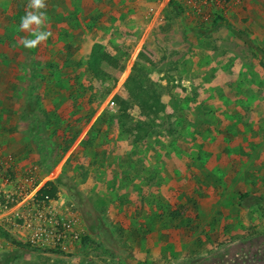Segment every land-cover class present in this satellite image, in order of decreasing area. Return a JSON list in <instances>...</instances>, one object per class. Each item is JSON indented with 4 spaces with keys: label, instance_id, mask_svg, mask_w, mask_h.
<instances>
[{
    "label": "crops",
    "instance_id": "obj_1",
    "mask_svg": "<svg viewBox=\"0 0 264 264\" xmlns=\"http://www.w3.org/2000/svg\"><path fill=\"white\" fill-rule=\"evenodd\" d=\"M28 2L0 0V147L13 154L27 145V138L20 134L27 128L22 124L23 118L27 121V115L36 117L35 103L41 97L44 107L48 102L49 108L55 105L56 114L61 111L65 120L77 119L79 133L73 146L81 165L91 159L92 153L97 154L92 160V172L100 171L101 176H88L86 183L81 184L82 191L89 192L87 187H93L90 194L109 193L110 206L119 205L120 196H131L127 204L132 210L122 216L127 219L130 230L124 232L134 253L139 247L140 257L160 263L184 257L198 260V251L205 248L207 254V249L221 242L223 254L218 259L213 254L207 256L221 264L228 254L227 233L221 231L219 235L211 229L213 224L225 226L226 220L214 216L219 210L226 211V207L235 212L245 210L238 206V197L251 193L241 192L229 202L230 189L223 183L243 178L247 172L235 161L243 163L241 148L246 138L259 139L257 122L242 113L254 114L256 110L260 124L264 119V103L248 110V98L260 92L253 91L259 85H248L249 70L244 63L238 58L231 62H190L192 57L188 55V62H156L149 74L148 63H141L140 58L142 53L151 52L147 50L146 26L141 25L140 30V26L131 24L134 26L128 27L127 39H121L115 37L121 34L116 22L113 31H109L110 20L98 19L105 13L101 12V4L106 2L108 11L114 4L112 0H46L49 19L58 21H48L47 30L52 36L29 51L19 43L27 33L17 30ZM99 23L105 28L97 26ZM183 45L182 42L178 49ZM200 49L205 51L204 45ZM196 51L193 48V54ZM221 69L223 74L218 71ZM174 71L187 86L172 93L173 88L166 91L165 86L170 84ZM98 73L104 78L99 79ZM145 74L156 77L163 87L156 82L149 84ZM53 84L59 85L55 88L60 90L59 97L65 94L66 101L76 98L78 108L74 112L79 115L69 109L62 111L54 103L57 93ZM67 84H76L77 89L72 92L70 87L59 88ZM100 84L105 99H96L91 93L101 90ZM137 88L141 89L139 96ZM149 97H155L157 105L153 106ZM243 104L247 107L243 108ZM231 112L236 113L235 118ZM238 126H242L241 135L247 137L235 139ZM93 130V148L84 150L91 143ZM118 211L115 210V219L122 218ZM107 224L111 228L113 223L109 220ZM207 227L210 235L206 234ZM213 234L219 236L218 241ZM208 238L210 245L197 247L198 242L205 243Z\"/></svg>",
    "mask_w": 264,
    "mask_h": 264
},
{
    "label": "rangeland",
    "instance_id": "obj_2",
    "mask_svg": "<svg viewBox=\"0 0 264 264\" xmlns=\"http://www.w3.org/2000/svg\"><path fill=\"white\" fill-rule=\"evenodd\" d=\"M175 1L183 11L181 15H177L169 5L170 0H112L114 4L109 7L108 11L105 10L107 3L103 2L100 8H103L101 12L105 13L98 19L110 20L109 31H113V23L116 22L117 29L121 34L115 37L121 39H127L128 27L134 26L131 24L140 26V30H143L141 25L146 26L147 50L149 49L151 52L149 55L142 53L140 58L142 59L141 63H148L149 74L156 68L154 64L156 62H188V55L192 57L190 62H202L206 59L208 62H225L226 60L231 62L238 58L239 62L244 63L245 68L249 70L246 74L250 79L248 85L252 87L259 85L253 91L260 93L250 95L251 97L247 100L248 110L251 107L259 108L264 103V64L259 63L264 62V58L257 51H264V0ZM217 16L225 19L226 24L234 30L243 32L250 40L251 47L246 46L235 37L223 22L216 25L208 35L196 32L208 31ZM49 21L57 22L58 19H49ZM105 25L108 24L105 23ZM97 26L101 29L105 28L100 23ZM181 40L184 45L178 49L177 46L182 44ZM131 42L135 44L133 41ZM203 45L205 51L200 49ZM193 48L197 50L194 54ZM60 53L63 56V45ZM159 69L161 72V68ZM169 70L170 68L167 69V72ZM256 70L259 73H255ZM218 71L223 74L224 69ZM135 73L137 75V72ZM97 76L99 79L104 78L101 73H98ZM178 76L175 71L170 75L171 82L165 86L166 91H170L172 87V93L180 92L187 86L185 79L181 77L178 79ZM144 78L148 79L149 84L156 82L163 87L156 77L145 74ZM102 83L105 84L103 81ZM101 85L98 86V89L101 90L96 93L91 92L96 99L105 97V90ZM58 86V84L52 85L54 92L57 93V98L53 100L54 103L59 104L62 111L64 108L74 112L78 108L75 96L72 101L71 99L66 101L65 94L59 97L60 90H55ZM74 86L77 85L70 84L69 86L67 84V86L61 85L59 88L63 90L65 87H70V91L74 92L73 89L76 88ZM193 96V94L190 95L191 98ZM35 104L36 117L27 115L26 119H29L27 121L23 118L22 124L27 128L20 133L27 138V145L14 150L13 154L7 153L5 148L0 147V264H219V260L207 256L213 254L218 259L219 255L223 254L221 251L223 243L221 242H218L212 249H207V254L204 253L205 248L198 251L199 255L196 257L198 260L184 257L183 259H165L160 263L140 257L137 251L139 247L135 248L136 252L134 253L133 248L128 246V234L124 232L129 229L127 219L122 216L125 213L129 214L132 210L131 206L127 204L131 196L128 194L120 196L119 205L110 206L112 196L109 193L104 192L103 196L90 194L93 187L92 189L87 187L89 192H83L81 184L86 183L88 176L96 178L101 176L100 171L92 172L95 168L92 160L97 157V154L95 153L94 156L92 153L91 159H86L85 161L88 162L81 165V158L76 156L75 146H73L79 133L77 119L72 117L69 121L65 120L66 116L61 114V111L56 114L55 105L49 108L50 102H48L44 107L41 97L36 100ZM245 107L247 105L243 104V108ZM47 109L48 113L45 112ZM251 110L253 111V109ZM51 111L53 113H50ZM257 112L254 110V114H249V111L242 113V116L249 115L254 118L255 124L257 122L259 139L246 138L245 149L241 148L242 159L240 160L243 163L235 161V164H241L242 170L247 172L244 173L243 178L241 176L224 183L222 181L223 185L230 189L227 196L229 202L247 190L264 198V119L260 124ZM74 114L79 115L75 112ZM231 114L235 118L236 113L231 112ZM241 128L242 126L236 129V140L247 137V134L241 135ZM95 134L96 132L93 130L89 138L91 143H87L84 150L89 151L90 148H93L91 144L95 139ZM228 142L225 141V143ZM90 145L91 147H89ZM252 160L257 163H253ZM257 165L259 169L256 167ZM261 166L262 169H260ZM241 171L239 170L237 175L240 176ZM5 180H8L10 184L7 185ZM42 190H52L53 193L44 195ZM96 191H99V188ZM28 192L30 193L26 195ZM12 199L13 202H11ZM48 200L54 210H63L64 205L75 206L74 215L79 221L75 230L80 237L86 235L91 237V241L86 246L76 242L77 244L68 243L69 245L63 248V245L65 246L63 240L47 242L45 245V242L29 241L33 229L26 227L25 223L34 219L35 205L42 201L48 202ZM5 207L8 209L5 210ZM116 209L119 210L118 216L121 215L122 218H114ZM226 209L224 212L217 211L214 216H217L219 220H226V225L220 227L213 224L211 229L218 232L219 235L221 231L227 233L224 235L228 237V254L225 260H221V264H264V204L239 212H235L232 207H226ZM16 213L18 217H15ZM61 215L63 216V211ZM13 219H16L14 226ZM109 220L113 223L111 228L107 224ZM132 229H138V227H132ZM1 232L7 233L8 238H4ZM206 234L210 235L208 227ZM218 238L219 236L217 241ZM11 240L26 245L19 250L20 256L14 261L10 260V254L18 248L12 244ZM209 242L208 238L205 243L198 242L196 245L205 247L210 245ZM99 245L100 247H97Z\"/></svg>",
    "mask_w": 264,
    "mask_h": 264
},
{
    "label": "built area",
    "instance_id": "obj_3",
    "mask_svg": "<svg viewBox=\"0 0 264 264\" xmlns=\"http://www.w3.org/2000/svg\"><path fill=\"white\" fill-rule=\"evenodd\" d=\"M111 106H114L113 102H110ZM6 184H10L8 180H5ZM28 192L26 195H28ZM32 199V198H31ZM14 200L12 199L11 202ZM19 203V201H17ZM51 204L47 201H42L35 205L36 212L34 219L29 220L25 223L26 227L32 228L31 236L29 241L31 242H59L63 240V248H65L68 243L79 242L80 235L75 230L78 226V218L74 215L75 206H63V210L53 209ZM22 206V204H21ZM8 208L5 207V210ZM63 211V216L61 215ZM18 217V214H15ZM10 220V219H9ZM8 220V221H9ZM16 219H13V226L15 225ZM77 228V227H76Z\"/></svg>",
    "mask_w": 264,
    "mask_h": 264
},
{
    "label": "clouds",
    "instance_id": "obj_4",
    "mask_svg": "<svg viewBox=\"0 0 264 264\" xmlns=\"http://www.w3.org/2000/svg\"><path fill=\"white\" fill-rule=\"evenodd\" d=\"M47 7L46 0H29L25 14L20 18L17 30L27 35L21 37L19 43L29 51L37 49L52 36V32L47 30Z\"/></svg>",
    "mask_w": 264,
    "mask_h": 264
},
{
    "label": "trees",
    "instance_id": "obj_5",
    "mask_svg": "<svg viewBox=\"0 0 264 264\" xmlns=\"http://www.w3.org/2000/svg\"><path fill=\"white\" fill-rule=\"evenodd\" d=\"M169 5L172 6L173 10L175 11V13L177 15H181L183 13L182 9L180 8L179 4L175 1V0H170ZM220 22L225 23V25L229 28V30L232 32V34L237 37L239 40H241L246 46L251 47V42L248 39V37L240 31L234 30L232 27H230L228 24H226V20L221 18V17H215L213 20V26L208 30V31H196L197 33H200L202 35H208L216 25H218ZM259 52V54H261V56L264 58V51L263 50H257ZM134 89H136L134 87ZM140 88H137V93L135 91V93L137 94V96L140 95ZM148 91H150L149 89H147ZM143 92H145V90H142ZM148 99H150L153 102V106L157 105L155 104L156 102V98L155 97H149ZM121 108H123V105L121 106ZM161 108V107H160ZM58 182L60 183V180H58ZM43 194H48L51 195L53 193L52 190L50 191H46V190H42ZM261 204H264V198H262L261 196L257 195V194H253V193H243L238 197V206L244 209L253 207V206H259ZM1 234L4 236V238H8V234L1 232ZM91 241V237L89 235H86L85 237H80L79 239V243H81L82 246H86L89 242ZM12 244H14L18 250H14L13 252H11L10 254V260L14 261L17 258H19L20 256V252L19 250L22 249L23 247H26V245L20 243L19 241L16 240H11ZM97 247H100L97 246Z\"/></svg>",
    "mask_w": 264,
    "mask_h": 264
}]
</instances>
